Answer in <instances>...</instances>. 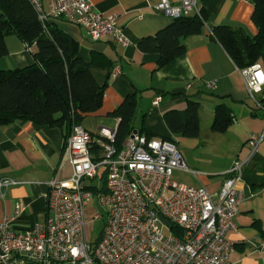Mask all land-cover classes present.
Segmentation results:
<instances>
[{"label": "crops", "instance_id": "crops-1", "mask_svg": "<svg viewBox=\"0 0 264 264\" xmlns=\"http://www.w3.org/2000/svg\"><path fill=\"white\" fill-rule=\"evenodd\" d=\"M41 1L47 12L50 0ZM89 1L97 11L118 16L127 44L108 38L95 40L78 25L62 18L49 19L78 42L81 58L90 60L96 55L109 63V67H90L97 83L105 86L104 95L99 110L84 116L81 124L97 139L101 127L116 129L118 119L108 112L128 93L136 92L134 129L143 128L155 137H172L182 155L186 169H175L173 180L215 194L232 163L245 160L240 184L244 198L235 228L227 233L234 246L230 264H264V250L259 248L264 237V113L249 98L241 70L210 34L214 26L222 24L254 35L257 28L252 21V0H197L198 7L208 13L203 31L183 38L184 53L162 67H157L155 53L137 47L141 38L154 35L172 22L156 10L159 0ZM5 42L8 53L0 59L1 68L34 63V46L26 45L16 34L6 35ZM259 63L264 74V57ZM113 68L119 72L111 76ZM208 82L213 85L207 87ZM157 95L161 99L153 105ZM186 98L200 104L196 137L172 133L163 119L167 110L183 109ZM218 103L227 106L233 117L222 133L210 129ZM253 133H263V139L250 155L246 141ZM69 134L65 126L49 127L26 120L0 126V179L14 181L0 186V221L14 216L19 205L20 213L11 222L13 229L26 230L45 222L48 182L71 174L65 149Z\"/></svg>", "mask_w": 264, "mask_h": 264}, {"label": "built area", "instance_id": "built-area-1", "mask_svg": "<svg viewBox=\"0 0 264 264\" xmlns=\"http://www.w3.org/2000/svg\"><path fill=\"white\" fill-rule=\"evenodd\" d=\"M29 2L42 24L62 18L83 28L92 39L127 44L118 16L97 11L89 0H50L47 12L41 0ZM156 10L172 19L200 16L196 0L175 4L159 0ZM118 72L113 68L111 76ZM241 73L249 98L264 113L259 100V95L264 97L261 64L241 69ZM160 99L155 96L152 104ZM114 137L115 130L99 129L98 138L107 141L101 142L102 154L96 160L90 152L93 135L81 124H73L65 144L70 176L48 182L44 223L13 229L11 222L20 213L19 205L14 216L0 221V264H230L234 246L227 233L235 228L244 198L240 184L245 160L232 163L220 190L212 194L204 187L172 179L175 169H186L172 141L131 131L122 148L116 149ZM262 139L263 133L249 136L250 155ZM103 177L104 189L100 190ZM13 182L0 179V186ZM91 185L99 189L97 193ZM94 198L106 208L107 219L91 242L87 223L100 218L97 213L88 214ZM259 248L264 250V237Z\"/></svg>", "mask_w": 264, "mask_h": 264}, {"label": "trees", "instance_id": "trees-1", "mask_svg": "<svg viewBox=\"0 0 264 264\" xmlns=\"http://www.w3.org/2000/svg\"><path fill=\"white\" fill-rule=\"evenodd\" d=\"M252 21L257 31L247 34L241 28L216 25L211 30L215 38L239 69L250 67L264 57V0H252ZM200 16L188 15L172 19L166 27L154 35L141 38L137 47L142 52L157 55V67H162L185 51L182 39L203 31L208 16L199 8ZM16 34L26 45L34 46V63L14 68L0 67V126L26 120L49 127L65 126L71 130L73 124L81 123L102 105L104 85H100L90 67L97 64L109 67L105 60L81 58L78 42L63 31L53 20L44 25L29 0H0V59L7 55L5 37ZM264 92V91H263ZM260 102L264 106V97ZM137 106L136 92L128 93L120 104L108 112L118 119L113 145L122 148L127 135L134 129L133 118ZM200 104L186 98L183 109L167 110L163 119L172 133L184 137H196L200 130ZM231 110L224 104L215 106L210 129L222 133L232 123ZM147 137L151 132L139 129ZM164 139L174 142L170 136ZM93 138L90 152L93 159L102 154L101 142L106 138ZM100 190L104 189V177ZM95 193L99 190L90 186Z\"/></svg>", "mask_w": 264, "mask_h": 264}, {"label": "rangeland", "instance_id": "rangeland-1", "mask_svg": "<svg viewBox=\"0 0 264 264\" xmlns=\"http://www.w3.org/2000/svg\"><path fill=\"white\" fill-rule=\"evenodd\" d=\"M14 68V67H12ZM85 126L87 125V127L89 126L86 121L83 123ZM174 178V174L172 176V179ZM175 179V178H174ZM93 183H98L97 179L92 180ZM91 212L97 213L98 215H100V218L94 221H89L87 223V230H88V235H89V239L91 242H94L97 237L99 236L103 226H104V222L107 219V213H106V208L102 207L98 201L97 198H94L89 206H88V214H90ZM163 232L165 234H169L170 232L166 229L163 230Z\"/></svg>", "mask_w": 264, "mask_h": 264}, {"label": "bare ground", "instance_id": "bare-ground-1", "mask_svg": "<svg viewBox=\"0 0 264 264\" xmlns=\"http://www.w3.org/2000/svg\"><path fill=\"white\" fill-rule=\"evenodd\" d=\"M197 1V0H196ZM172 19V18H171ZM44 25V24H43ZM257 63H259V62H257ZM260 64V63H259ZM241 70V69H240ZM260 96V95H259ZM262 97V96H261ZM260 97V98H261ZM259 98V99H260ZM79 124H81V123H79ZM82 125V124H81ZM83 126V125H82ZM84 127V126H83ZM85 128V127H84ZM72 129V128H71ZM117 129V128H116ZM116 129H113V130H115V132H116ZM89 131V130H88ZM132 131H138L139 132V130H136V129H133ZM90 132V131H89ZM70 133H71V130H70ZM91 133V132H90ZM140 133H142V132H140ZM92 134V133H91ZM144 134V133H143ZM93 135V134H92ZM69 136V135H68ZM146 136V135H145ZM94 137V136H93ZM151 137H155V136H151ZM147 138H150V137H147ZM156 138H161V139H164L163 137H156ZM170 141V140H169ZM174 143V142H173ZM176 145V144H175ZM177 147V146H176ZM178 149V148H177ZM183 159V158H182ZM184 162V161H183Z\"/></svg>", "mask_w": 264, "mask_h": 264}, {"label": "water", "instance_id": "water-1", "mask_svg": "<svg viewBox=\"0 0 264 264\" xmlns=\"http://www.w3.org/2000/svg\"><path fill=\"white\" fill-rule=\"evenodd\" d=\"M161 220L164 222V223H166L167 221L163 218V217H161Z\"/></svg>", "mask_w": 264, "mask_h": 264}, {"label": "snow or ice", "instance_id": "snow-or-ice-1", "mask_svg": "<svg viewBox=\"0 0 264 264\" xmlns=\"http://www.w3.org/2000/svg\"><path fill=\"white\" fill-rule=\"evenodd\" d=\"M262 78H264V77H262Z\"/></svg>", "mask_w": 264, "mask_h": 264}]
</instances>
